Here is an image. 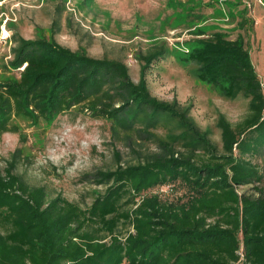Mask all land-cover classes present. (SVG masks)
Returning <instances> with one entry per match:
<instances>
[{
  "label": "trees",
  "instance_id": "1",
  "mask_svg": "<svg viewBox=\"0 0 264 264\" xmlns=\"http://www.w3.org/2000/svg\"><path fill=\"white\" fill-rule=\"evenodd\" d=\"M198 36L181 57L188 73L226 99H247L237 123L217 114L219 144L190 104L150 93L147 75L165 48L141 57L134 81L121 61L11 34L10 58L0 62V136L17 134L18 146L0 168V264H264L263 174L252 160L264 151V93L241 36ZM65 113L104 119L117 138L142 134L153 150L124 163L115 150L113 168L85 176L102 187L86 206L50 195L16 166L25 126ZM168 185L180 194L154 192Z\"/></svg>",
  "mask_w": 264,
  "mask_h": 264
},
{
  "label": "rangeland",
  "instance_id": "2",
  "mask_svg": "<svg viewBox=\"0 0 264 264\" xmlns=\"http://www.w3.org/2000/svg\"><path fill=\"white\" fill-rule=\"evenodd\" d=\"M215 29L230 39L243 38L264 93V0H0V62L9 60L10 37L17 32L25 38H53L91 57L121 61L137 81L141 57L163 47L165 57L147 75L150 93L160 100L190 104L198 126L208 129L219 144L217 114L235 124L247 113V99L222 97L193 78L181 60L188 42ZM25 130L27 149L16 170L30 183L45 185L50 195L60 193L82 206L89 204L93 190H102L85 176L113 168L115 150L122 163L135 161L136 151L153 150L144 135L117 138L108 122L87 114H61L51 123ZM17 146V134L0 136V168ZM252 160L263 174L257 186L264 193V151ZM238 191L257 194L250 186ZM154 192L168 198L180 194L170 185Z\"/></svg>",
  "mask_w": 264,
  "mask_h": 264
},
{
  "label": "clouds",
  "instance_id": "3",
  "mask_svg": "<svg viewBox=\"0 0 264 264\" xmlns=\"http://www.w3.org/2000/svg\"><path fill=\"white\" fill-rule=\"evenodd\" d=\"M241 115H243V113H241Z\"/></svg>",
  "mask_w": 264,
  "mask_h": 264
},
{
  "label": "built area",
  "instance_id": "4",
  "mask_svg": "<svg viewBox=\"0 0 264 264\" xmlns=\"http://www.w3.org/2000/svg\"><path fill=\"white\" fill-rule=\"evenodd\" d=\"M161 188H162V187H161ZM161 188H160V189H161Z\"/></svg>",
  "mask_w": 264,
  "mask_h": 264
}]
</instances>
